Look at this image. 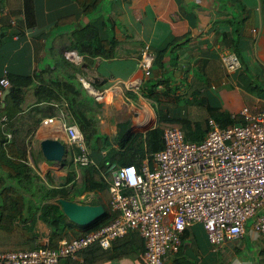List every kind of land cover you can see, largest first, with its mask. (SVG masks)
Wrapping results in <instances>:
<instances>
[{
    "label": "crops",
    "instance_id": "0c3cea01",
    "mask_svg": "<svg viewBox=\"0 0 264 264\" xmlns=\"http://www.w3.org/2000/svg\"><path fill=\"white\" fill-rule=\"evenodd\" d=\"M25 4L32 5L29 12ZM101 4L97 12L85 17L76 0H0V79L7 78L9 88L22 89V111L17 116L23 119H17L14 127L27 133V161L36 171L44 170L59 182L63 180L66 172L62 161L36 164L32 150L38 149L43 139H57L66 144L67 153L70 146L63 125L75 124L67 102L59 106L37 102L34 97V87L53 76L75 82L81 98L74 108L93 119L101 138L109 141H114L120 123L128 124L134 140L154 127L158 119L175 115L207 128V112L196 102L197 106L190 111L168 106L160 109L153 98L143 93L147 80L164 78L165 69L191 83V94L200 92L203 99L210 96L231 116H241L239 112L246 106L253 113L264 110V0H101ZM89 19L100 25L105 20L110 22V30L105 24L102 29L107 37L113 34L118 41V54L113 59L86 60L72 49L80 60L74 63L65 57L67 50L63 49L71 42L72 32L87 25ZM58 43L59 64L58 59L52 58L51 46ZM170 43L180 46L170 47L164 58L166 68H161L156 62L157 51ZM228 53H234L240 61V68L230 73L220 64V56ZM146 70L150 71L149 76L145 75ZM202 76L211 77V83L205 85ZM155 89L165 88L158 85ZM6 91L0 108L4 107ZM50 105L55 108L54 115L27 119L35 106L41 108L39 114ZM47 118L54 120L44 124ZM6 122L0 114V127ZM10 137L8 133L7 138ZM146 158L151 159L145 155L142 160ZM76 172L75 179L80 180L78 168ZM80 199L89 197L83 194L74 201ZM246 228L242 238L214 247L202 225L195 224L182 235V246L186 240L190 243L189 254L184 256L181 246L171 264H264V235L253 231L247 223ZM247 236L249 249L241 254ZM47 239L43 238V242ZM132 258L103 264H142ZM167 260L165 257L164 264Z\"/></svg>",
    "mask_w": 264,
    "mask_h": 264
},
{
    "label": "built area",
    "instance_id": "2783aa9c",
    "mask_svg": "<svg viewBox=\"0 0 264 264\" xmlns=\"http://www.w3.org/2000/svg\"><path fill=\"white\" fill-rule=\"evenodd\" d=\"M13 23V21H11ZM255 32V30H253ZM65 57L77 63L75 51ZM226 72L240 68L234 53L220 56ZM146 70L145 75L149 76ZM0 99L10 82L0 79ZM243 121L221 127L207 119L206 137L188 142L181 129L163 130V148L134 164L111 166L107 178L89 156L84 134L76 124H64L66 142L76 149L75 167L94 165L109 185L116 217L107 225L71 240L49 246L48 239L32 250L0 252V264H57L78 258V253L98 244L107 249L113 240L137 231L144 240L145 264H164L165 255L178 254L184 231L201 224L214 247L242 238L246 223L264 235V110L239 112ZM54 118L43 120L44 124ZM104 155V153H102Z\"/></svg>",
    "mask_w": 264,
    "mask_h": 264
},
{
    "label": "trees",
    "instance_id": "16d2710c",
    "mask_svg": "<svg viewBox=\"0 0 264 264\" xmlns=\"http://www.w3.org/2000/svg\"><path fill=\"white\" fill-rule=\"evenodd\" d=\"M76 3L81 7L82 14L90 17L91 13L99 9L101 0H76ZM25 5V10L29 12L32 5ZM27 20H29L28 13ZM103 24L104 22L100 25L89 19L87 25L72 32L71 42L63 51L75 50L86 60L96 57L113 59L118 44L114 37L109 38L105 35ZM171 46L172 43L164 45L157 51L156 62L159 67L165 68L164 58ZM176 46L180 44H174L172 48ZM64 79H49L36 85L33 89L34 97L37 102L58 103L59 106L67 102L74 118L71 119L72 122L84 134L89 156L104 172L113 165L134 164L138 167L145 155L152 158L155 152L163 148L162 133L167 127L181 129L188 142H201L207 133V128L204 129L200 123L175 115L169 119H158L154 127L134 140L128 124L120 123L114 141L103 140L97 131L95 121L88 119L82 111L74 108L75 102L81 98L80 89L72 79H70L72 82ZM165 83L164 78L156 79L152 85L143 90V93L153 98L160 109L164 106L176 108L179 97L173 94L170 85ZM158 85L164 86L165 89L158 91L155 89ZM3 103L4 107L0 108V114L7 119V122L0 127V252L32 250L41 246L45 237L48 238L49 246L54 247L63 238L71 240L109 224L116 217V213L111 208L109 185L94 165L73 166L72 158L76 153L74 147H68L66 158L61 162L66 172L62 181L54 184L53 177L49 175V185L40 187L32 185L39 181L43 182V179L36 173L35 167L27 161V133L14 127L17 119H23L17 116L22 111V89L14 86L13 91L4 97ZM196 103L205 109L208 119H214L221 127H230L242 119L238 115L231 116L210 96L202 100L196 99ZM40 109L39 106L31 109L27 119H41L43 116L55 114L53 105L38 114ZM37 121L35 122L38 123ZM27 132L30 130L28 129ZM8 133H11L10 138H7ZM64 145L66 147V144ZM127 145L129 147L124 151ZM103 149L107 150L104 155ZM105 157H108L107 169L101 164ZM76 168L79 170L80 182L85 194L89 197L88 200L80 199L79 203L101 205L104 209V213L88 226H78L69 221L58 203L60 197L71 201L76 199L71 194L70 188L77 177ZM186 232L187 230L184 233ZM144 248V240L139 233L130 231L122 238L113 240L108 249L93 244L79 252L76 260L63 259L57 264H103L110 260L132 257L145 264Z\"/></svg>",
    "mask_w": 264,
    "mask_h": 264
},
{
    "label": "rangeland",
    "instance_id": "374dc122",
    "mask_svg": "<svg viewBox=\"0 0 264 264\" xmlns=\"http://www.w3.org/2000/svg\"><path fill=\"white\" fill-rule=\"evenodd\" d=\"M102 5H104V2L101 4V6ZM105 5H106V3H105ZM104 24H105V26H106V29L107 30H110V28L112 27L111 25H110V22L108 21V20H105L104 21ZM114 37V35L112 34V38ZM117 41V40H116ZM118 42V41H117ZM48 45H50L49 43H48ZM51 46H53V48H52V58H56V59H58V64L60 63L59 62V58H60V56H59V52H58V50L60 49V46H59V43L58 44H53V45H51ZM116 54H118V52H117V50H116ZM55 64H56V61L54 62ZM54 64V65H55ZM166 68V67H165ZM167 69H165L164 70V73H165V77H164V79L166 80V83L165 84H169L170 85V91L173 93V94H177L178 95V97H179V100H178V102H177V110H181L182 108H185L187 111H190V109L193 107V106H197L196 104H195V102H196V99L197 100H202V97H203V95H202V93H200V92H195V93H193V94H191L190 92H191V90H190V88L192 87V84L191 83H187L185 80H180L179 78H176L175 76H173L168 70V72L166 71ZM199 77V76H198ZM11 78L13 79V80H15L16 79V77H13V76H11ZM58 77L57 76H53L52 77V80H55V79H57ZM210 78L211 77H203L202 76V81H203V83L205 84V85H207L208 83H211V82H209V80H210ZM64 80H66V81H71L72 82V80H70V79H68V78H65ZM155 80H150V81H148L147 82V85L148 86H150V85H152L153 84V82H154ZM180 84V85H179ZM187 85H189L188 87H187ZM147 86V87H148ZM188 88V89H184L185 91H183V88ZM88 98L90 99V97L88 96ZM191 98H194V101H191ZM202 107V106H201ZM204 137H206V134H205V136ZM203 141V140H202ZM32 154H33V157H34V161L36 162V164H39V163H42V164H47V163H50L51 164V162H49V161H47L46 159H44L43 158V156H42V153H41V149H40V147H38V149H33L32 150ZM104 160L102 161V163L101 164H103L106 168L105 169H107L108 168V157H105V158H103ZM110 168V167H109ZM107 169L106 171V176H107V178H110L111 177V174H110V169ZM36 173L39 175V176H41V178L43 179V182H40L39 181V183H33L32 185H35V186H37V187H40V186H44L45 184H47V185H49V183H50V179L48 178L49 177V173L47 172V171H44V170H42V172H38V171H36ZM47 176H46V175ZM47 177V178H46ZM53 177V176H52ZM53 180H54V184H57V183H59V181L57 180V179H55V178H53ZM70 188H71V194L72 195H74V197L75 198H79V197H81V195H83V194H85V189H84V187H83V185L81 184V182H80V180L79 179H75L74 181H73V183L70 185ZM247 225H250V222H247ZM247 229V228H246ZM256 233H258V232H256ZM258 234H260V233H258ZM247 235H249L248 233H247ZM259 236H261V235H259ZM262 238L264 237V236H261ZM249 241H250V236H247L245 239H244V243L246 244V246L243 248V250L241 251V254H244V252H245V250L246 249H249V247H248V243H249ZM190 243H189V241H184V243H183V246H182V254L184 255V256H186V255H188L189 254V252H190V245H189ZM220 247V246H219ZM181 251V250H180ZM180 257H181V255H179ZM165 257H167L168 258V260H167V263L166 264H171V262H172V259L175 257V254H172V253H170V252H168L166 255H165Z\"/></svg>",
    "mask_w": 264,
    "mask_h": 264
},
{
    "label": "water",
    "instance_id": "95a60500",
    "mask_svg": "<svg viewBox=\"0 0 264 264\" xmlns=\"http://www.w3.org/2000/svg\"><path fill=\"white\" fill-rule=\"evenodd\" d=\"M13 89V87L9 88L5 94ZM40 149L43 158L54 163H60L66 153L64 143L57 139H43L40 142ZM58 203L68 220L78 226H88L104 213L101 205L81 204L61 197L58 198Z\"/></svg>",
    "mask_w": 264,
    "mask_h": 264
}]
</instances>
